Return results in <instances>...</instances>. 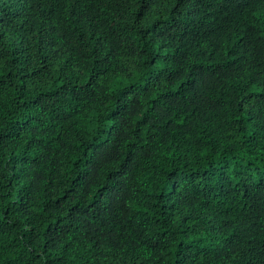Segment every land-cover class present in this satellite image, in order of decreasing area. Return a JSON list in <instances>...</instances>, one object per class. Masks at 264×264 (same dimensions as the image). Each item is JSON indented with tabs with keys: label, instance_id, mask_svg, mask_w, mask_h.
I'll return each mask as SVG.
<instances>
[{
	"label": "trees",
	"instance_id": "1",
	"mask_svg": "<svg viewBox=\"0 0 264 264\" xmlns=\"http://www.w3.org/2000/svg\"><path fill=\"white\" fill-rule=\"evenodd\" d=\"M0 264H264V0H0Z\"/></svg>",
	"mask_w": 264,
	"mask_h": 264
}]
</instances>
